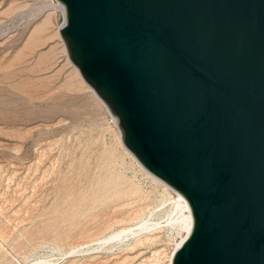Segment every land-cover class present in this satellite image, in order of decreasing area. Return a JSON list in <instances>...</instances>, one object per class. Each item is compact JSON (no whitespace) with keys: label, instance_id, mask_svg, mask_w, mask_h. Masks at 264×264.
<instances>
[{"label":"water","instance_id":"obj_1","mask_svg":"<svg viewBox=\"0 0 264 264\" xmlns=\"http://www.w3.org/2000/svg\"><path fill=\"white\" fill-rule=\"evenodd\" d=\"M125 148L186 200L172 264H264V0H58Z\"/></svg>","mask_w":264,"mask_h":264},{"label":"rangeland","instance_id":"obj_2","mask_svg":"<svg viewBox=\"0 0 264 264\" xmlns=\"http://www.w3.org/2000/svg\"><path fill=\"white\" fill-rule=\"evenodd\" d=\"M52 3L0 0V264H172L176 195L123 145Z\"/></svg>","mask_w":264,"mask_h":264},{"label":"bare ground","instance_id":"obj_3","mask_svg":"<svg viewBox=\"0 0 264 264\" xmlns=\"http://www.w3.org/2000/svg\"><path fill=\"white\" fill-rule=\"evenodd\" d=\"M53 5V9L56 11V10H63V7L61 6V5H58V4H56V3H52ZM64 11V10H63ZM48 26V25H47ZM45 28V27H44ZM46 29H48V28H46ZM51 30V29H50ZM41 31H43V30H41ZM45 31V30H44ZM54 33V32H53ZM59 34V33H58ZM51 35V34H50ZM57 45V44H56ZM62 47V46H61ZM62 51V50H61ZM66 51V50H65ZM63 52V51H62ZM68 58V57H67ZM73 70V69H72ZM73 72V71H72ZM71 74H73V73H71ZM75 75H77V74H75ZM74 76V75H73ZM72 76V77H73ZM80 76V75H79ZM72 81V80H71ZM74 81V80H73ZM76 81V80H75ZM78 81V80H77ZM79 82V81H78ZM84 83V82H83ZM114 119V121H115V123L118 125V121H117V119L114 117L113 118ZM119 133H120V131H119ZM79 170H81V169H79ZM78 170V171H79ZM72 171H74V170H72ZM77 171V172H78ZM80 172V171H79ZM85 173V172H84ZM51 174V173H50ZM83 174V173H82ZM81 174V175H82ZM46 175H48V174H46ZM85 175V174H84ZM51 176V175H50ZM49 177V176H48ZM47 177V178H48ZM77 177H79V176H77ZM77 177H76V179H77ZM82 177V176H81ZM111 177V176H110ZM113 177H115V176H113ZM43 178V177H42ZM67 178V177H66ZM73 178V177H72ZM75 178V177H74ZM81 179V178H80ZM112 179V177L110 178V180ZM44 180V179H43ZM78 180H79V178H78ZM86 180V179H85ZM99 180V179H98ZM45 181V180H44ZM64 181V180H63ZM70 181H72V180H70ZM117 181V180H116ZM111 182V181H110ZM112 182H113V180H112ZM111 182V184H113L114 185V183H112ZM44 183V182H43ZM79 183H81L80 181H79ZM162 183V182H161ZM90 184V183H89ZM92 184H93V182H92ZM92 184H90V185H92ZM80 185H82V183L80 184ZM109 185H110V183H109ZM116 185H118L117 183H116ZM166 185V184H165ZM62 186H63V184H62ZM71 186H73V185H71ZM78 186H79V184H78ZM88 186V185H87ZM112 186V185H111ZM111 186L109 187V188H111ZM100 187V186H99ZM118 187V186H117ZM116 187V188H117ZM166 187H168V188H170L174 193H175V195H176V207H177V211H178V213H179V216H178V222L184 227V229H185V232H186V234L188 235V233H189V230H190V227H191V224H192V215H191V212H190V210H189V207H188V204H187V202H186V200L184 199V197L178 192V191H176L175 189H173V188H171V187H169L168 185H166ZM57 188V187H56ZM76 188V187H75ZM78 188V187H77ZM86 188H88V187H86ZM90 188H92V187H90ZM95 188V187H94ZM97 189H98V185H97V187H96ZM40 189V188H39ZM57 190V189H56ZM69 190V189H68ZM78 190H79V188H78ZM77 190V191H78ZM82 190H83V188H82ZM82 190H80L81 191V193H82ZM91 190V189H90ZM106 190V189H105ZM112 190V189H111ZM117 191V190H116ZM121 191V190H120ZM64 192V191H63ZM87 192V191H86ZM99 193H100V191H98ZM58 193V192H57ZM93 193V192H92ZM102 193V192H101ZM49 194V193H48ZM73 194H76V193H73ZM103 194V193H102ZM110 194V193H109ZM111 194H112V192H111ZM116 194H118V192L116 193ZM116 194H114L113 193V195H116ZM57 195V194H56ZM61 195V194H60ZM63 195V194H62ZM83 195H84V192H83ZM88 195V194H87ZM86 195V196H87ZM92 195H94V194H92ZM96 195V194H95ZM100 195V194H99ZM102 196V195H101ZM105 196V195H104ZM107 196V195H106ZM55 197V196H54ZM86 198V197H85ZM87 198H88V196H87ZM91 198V197H90ZM96 198V197H95ZM82 199H83V196H82ZM92 199H94V197H92ZM92 199H91V202H92ZM106 200H109L110 199V197H109V199H107V198H105ZM112 200H113V198H111ZM59 200H60V198H59ZM78 200V199H77ZM81 200V199H80ZM79 200V201H80ZM89 200V199H88ZM87 200V201H88ZM95 200V199H94ZM96 200H97V198H96ZM102 200L103 199H101V202L100 203H103L102 202ZM111 200V201H112ZM56 201H58V199L56 200ZM71 201V200H70ZM84 202H85V200H84ZM90 202V201H89ZM98 202V201H97ZM76 203V202H75ZM93 203V202H92ZM95 203V202H94ZM93 203V204H94ZM109 203V202H108ZM81 203H79L78 205H80ZM82 204H84V203H82ZM81 204V205H82ZM90 204V203H89ZM92 204V205H93ZM74 205H77V204H74ZM103 205V204H102ZM110 205V204H109ZM108 205V206H109ZM57 206V205H56ZM73 206V205H72ZM97 206V205H96ZM77 207H81V206H77ZM76 207V208H77ZM84 207V206H83ZM86 207V206H85ZM88 207H89V205H88ZM105 207V206H104ZM103 207V208H104ZM106 207H107V205H106ZM105 207V208H106ZM75 208V209H76ZM81 209V208H80ZM85 209H88V208H85ZM98 209V208H97ZM96 209V210H97ZM74 210V209H73ZM82 210V209H81ZM91 210V209H90ZM95 210V209H94ZM107 210V209H106ZM77 211V210H76ZM87 211V210H86ZM79 212V211H78ZM81 212V211H80ZM83 212V211H82ZM90 213V212H89ZM88 213V214H89ZM93 213V212H92ZM91 214V213H90ZM85 215V214H84ZM93 215V214H92ZM106 216V215H105ZM103 219V218H102ZM56 225V224H55ZM2 232V231H1ZM65 235V234H64ZM4 236V235H3ZM62 238H64V237H62ZM71 239V238H70ZM69 239V240H70ZM183 241V240H182ZM181 241V242H182ZM180 242V243H181ZM179 243V244H180ZM178 244V245H179ZM178 245H177V247H178ZM177 247H176V249H177ZM175 249V250H176Z\"/></svg>","mask_w":264,"mask_h":264}]
</instances>
